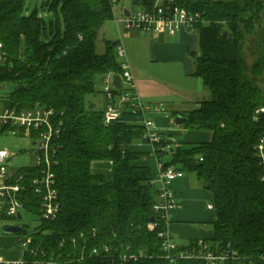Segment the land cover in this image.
<instances>
[{"label":"trees","instance_id":"trees-1","mask_svg":"<svg viewBox=\"0 0 264 264\" xmlns=\"http://www.w3.org/2000/svg\"><path fill=\"white\" fill-rule=\"evenodd\" d=\"M131 1L140 9L155 5V0ZM28 3L0 0V43L7 55L0 84L12 87L6 94L12 106L40 105L55 112V123L62 122L53 141L60 203L55 220L41 218L42 198L32 186L37 169L21 170L27 185L21 200L26 213L38 217L30 236L40 249L39 259L46 254V260L71 264L81 255L72 240L96 230L97 238H87L88 250L108 246L115 256L117 247H130L126 253L140 259L123 264H165L158 236L165 226L149 230L152 219L158 220L153 174L134 165L146 155L133 150L142 142L143 116L127 104L121 117L106 125L105 112L91 110L86 101L95 94L98 78L122 74L119 44L104 41L99 52V33L114 20L113 6L108 0H43L29 12ZM173 5L200 16V50L192 56L195 77L210 96L186 114L184 128L212 132L213 139L192 146L176 141L157 159L213 194L217 222L209 243L214 248L236 251L243 259L239 264H264V167L255 150L264 135V114L258 120L255 114L264 107V0H174ZM97 162L112 163L111 179L92 172ZM73 264L122 262L113 257Z\"/></svg>","mask_w":264,"mask_h":264},{"label":"built area","instance_id":"built-area-1","mask_svg":"<svg viewBox=\"0 0 264 264\" xmlns=\"http://www.w3.org/2000/svg\"><path fill=\"white\" fill-rule=\"evenodd\" d=\"M108 1L113 8L119 3V0ZM165 4H168V6L166 7ZM173 4L174 0H155L152 10L138 8L133 11L123 8L122 20H116V22L121 23L127 31L138 30L148 35L165 33L175 38L184 32H196V25L200 20V16ZM125 11H128L129 15H126ZM117 55L122 59H127L128 54L124 46L117 45ZM6 61L7 55L4 52V45L0 43V66ZM121 69L122 74L118 76L122 85L120 91L114 87L116 76L110 74L104 79L106 84L104 94L108 102L105 111V124L111 125L116 122L128 104L134 114H142L141 124L144 127V133L141 140L144 144L153 148V155L157 159L158 152L165 154L174 146L176 141L167 138L157 127L156 122L148 117L151 108L142 101L139 95L129 62L121 64ZM3 87L0 84V136L31 139L34 141V145L39 147L38 164L33 167L37 169V176L32 180V186L35 193L42 198L41 218L46 221L55 220L60 210V203L58 191L55 188V175L52 171V160L56 152L53 148V141L61 133L62 122L55 123V112L40 105L33 108L12 106L7 95L4 98L1 97ZM161 112V108L155 110V113ZM255 114L256 120H258L259 116L264 114V107L258 108ZM255 150L264 167V135L260 138ZM15 157L16 155L10 151L0 149V221L3 219H19V216L23 218V212H26L25 204L21 200L22 193L27 190L26 178L23 172H16L11 169ZM157 160L160 170V187L157 188V202L153 206V211L158 220L156 221V217H154V221L149 224V230L153 232L159 228V225L165 226V229L158 235L162 240V258L165 264H177L179 261H196L199 264H239L243 259L234 250L223 247L214 248L206 241H197L193 247L184 250L174 241L169 227L171 215L179 209L180 203L177 193L172 189V184L183 178L185 173L175 166L165 168L163 163L159 159ZM201 161L203 160L201 159ZM155 183L154 181L153 184ZM208 208L215 210L214 205ZM19 226L27 231L26 235L21 234L20 236V248L23 255L19 261H10L5 260L0 254V264H57L54 258L46 260V254H43L44 259H39L40 249L34 247L30 231L23 225ZM88 237L97 238V231L81 233L72 240L75 249L81 248V255L80 258L72 260L71 264L94 258L112 260L114 257L118 258L122 264L140 259V257L126 253L129 252L130 247H117L115 256L113 255L114 250L108 246L88 250Z\"/></svg>","mask_w":264,"mask_h":264},{"label":"crops","instance_id":"crops-1","mask_svg":"<svg viewBox=\"0 0 264 264\" xmlns=\"http://www.w3.org/2000/svg\"><path fill=\"white\" fill-rule=\"evenodd\" d=\"M116 20L122 19L115 15L114 20H112L120 36L119 40L114 44L125 47L128 54V61L130 59L129 55L131 54L132 60H130L134 66L132 67V72L135 77L139 95L145 104L148 105L151 102L157 103L158 100H160L158 98L160 90L155 88L157 87L155 85H159V83L154 82L151 75L141 73V67H145L143 64L144 61L147 60V62H152V67L154 64L157 65L156 67H165L163 71L167 72L172 70L166 69L168 67L186 63L187 74L191 77H195L196 65L192 54L198 53L200 50V39L196 32H184L175 38L165 33L148 35L140 31H127L124 29L123 25L117 23ZM146 66H148V64ZM159 67L155 70L159 71ZM189 92L192 96L191 100L178 103L174 102L166 106L164 104V110L162 109L161 113H154L153 117L156 120V125L167 138L175 141L181 140L188 146L209 143L213 139L212 132L190 131L185 129L184 125L177 126L174 124V119L178 115L186 117V114L196 110L202 102L196 97V95L201 93L203 95L204 88L202 81L198 79L197 84L194 85V89ZM174 113H178V115L174 117ZM133 150L138 153L146 154L141 161L134 165L149 168L156 182L154 185L156 189L159 188V162L157 159H152L153 148L143 142H138L133 146ZM97 163L100 164H97V166H103L104 168H100V171L92 170V172L96 175L106 176L105 170L108 172L111 170V173L109 172L107 174L109 176L111 174L112 178V163ZM111 178L107 177V179ZM172 189L177 193L180 203L179 209L171 215L169 227L174 241L182 247L189 245L190 242L212 241L215 238L213 226L217 222V215L215 210H210L208 207L214 205L213 194L197 186L190 175H185L183 178L173 182ZM3 241L4 240H0V246L2 247L5 246V243H2ZM10 256L16 257V254ZM3 258L8 260L5 257Z\"/></svg>","mask_w":264,"mask_h":264},{"label":"rangeland","instance_id":"rangeland-1","mask_svg":"<svg viewBox=\"0 0 264 264\" xmlns=\"http://www.w3.org/2000/svg\"><path fill=\"white\" fill-rule=\"evenodd\" d=\"M43 0H29L28 8L29 12H33L35 8H40L41 3ZM126 8L129 10H137L138 7L135 6L131 0H119V3L114 8V14L121 18L123 17L122 9ZM47 16V19H50V15ZM119 33L117 28L115 27L114 23L112 21L106 23L102 30L99 33V52L103 51V45L104 41H111L113 43H116L119 40ZM117 54V53H116ZM118 58V62L120 64H123L124 62H129L131 64V68L134 67L131 60L132 56L129 55V61L128 56L127 59H122L120 57ZM148 66H146L147 64ZM143 64L145 67H141V73L145 75H151L154 79V82H158L156 84L155 88H158L160 90L157 103L151 102L148 104V106L151 108V111L149 114V118L153 119L155 122V118L153 117L155 110L157 108L163 109V105H169L172 103H178V102H184L191 100V93L189 91L194 89V85L197 84L198 79L196 77H191L189 74H187V68L186 63L183 65H176L172 67H168L166 69H172L169 72L163 71L165 67H159V71L155 70L158 69L156 67L157 65L154 64L152 67V62L144 61ZM133 69V68H132ZM189 69V68H188ZM153 73V74H152ZM11 86H4L1 90V97H5L7 92L11 91ZM106 84L104 83V80L102 78H98L96 82V92L94 95L88 96L86 101L88 104H94L97 105L98 110L105 112L108 107V102L105 98V91ZM196 88V87H195ZM197 99L208 100L210 99L209 94L204 91L203 95L202 93L199 95H196ZM194 101V100H193ZM164 110V109H163ZM194 131V130H190ZM181 141V140H177ZM0 149H6L10 151L11 153L15 154L16 157L14 158L11 169L13 171H21L24 168H33L38 164L39 160V147L34 145V141L27 138L22 137H13V136H0ZM171 156L169 154L164 155L163 160L164 161H170ZM153 160H156V156H152ZM96 163L92 166V170L94 171H100V168H104L103 166H97ZM100 165V164H99ZM106 176L111 178L107 173H111V170L109 172L105 170ZM1 217V215H0ZM34 222H38V217H33L28 215L26 212H23V218L22 220L19 219H3L0 221V240H4L2 243H5V246H0V254L11 261H19L23 255V252L20 248L21 245V237L17 235H11V236H5L4 235V228L8 226H19V225H29V231L34 228L35 224ZM1 243V242H0ZM16 254V257H11L10 255Z\"/></svg>","mask_w":264,"mask_h":264},{"label":"water","instance_id":"water-1","mask_svg":"<svg viewBox=\"0 0 264 264\" xmlns=\"http://www.w3.org/2000/svg\"><path fill=\"white\" fill-rule=\"evenodd\" d=\"M125 14L126 15H129L128 11H125ZM224 38H227L228 37V34L225 33L224 35ZM114 47H116V44L113 45ZM114 87L116 88V90L120 91L122 89V85H121V79L116 76L114 78ZM96 105L92 104L89 106V108L92 110V109H96ZM188 122V118L183 116V115H178L175 119H174V124L177 125V126H183L185 125L186 123ZM22 217L19 216V220H21ZM152 221H154V218L152 219ZM4 234L5 235H14V234H23V235H26L27 234V231L21 227V226H9V227H6L4 229Z\"/></svg>","mask_w":264,"mask_h":264}]
</instances>
